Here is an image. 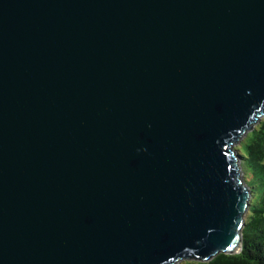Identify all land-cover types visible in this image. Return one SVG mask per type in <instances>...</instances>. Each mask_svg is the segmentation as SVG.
<instances>
[{
	"label": "water",
	"instance_id": "95a60500",
	"mask_svg": "<svg viewBox=\"0 0 264 264\" xmlns=\"http://www.w3.org/2000/svg\"><path fill=\"white\" fill-rule=\"evenodd\" d=\"M263 116L264 0H0V264L239 252Z\"/></svg>",
	"mask_w": 264,
	"mask_h": 264
},
{
	"label": "trees",
	"instance_id": "16d2710c",
	"mask_svg": "<svg viewBox=\"0 0 264 264\" xmlns=\"http://www.w3.org/2000/svg\"><path fill=\"white\" fill-rule=\"evenodd\" d=\"M243 181L251 191L242 227V248L209 260L182 259L177 264H264V116L239 143Z\"/></svg>",
	"mask_w": 264,
	"mask_h": 264
},
{
	"label": "rangeland",
	"instance_id": "374dc122",
	"mask_svg": "<svg viewBox=\"0 0 264 264\" xmlns=\"http://www.w3.org/2000/svg\"><path fill=\"white\" fill-rule=\"evenodd\" d=\"M235 147H236V148H239V147H240V146H239V143H236V144H235Z\"/></svg>",
	"mask_w": 264,
	"mask_h": 264
}]
</instances>
